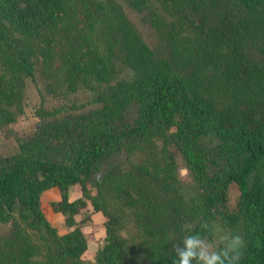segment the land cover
I'll return each mask as SVG.
<instances>
[{
	"label": "trees",
	"instance_id": "1",
	"mask_svg": "<svg viewBox=\"0 0 264 264\" xmlns=\"http://www.w3.org/2000/svg\"><path fill=\"white\" fill-rule=\"evenodd\" d=\"M218 1L236 20L243 11L261 12L264 2ZM126 2L133 8H140L146 0ZM162 2L172 14L194 24L202 35L195 40L189 37L180 39L174 37L171 28H163V44L170 49L165 58L157 56L143 40L119 0H0V8L27 35L37 37L44 34L48 42H52L50 35L59 31L62 22V31L71 38L73 30L78 29L77 25L83 21L89 30L80 33L76 39L71 38V52L66 57L69 88L75 90L80 83L105 84L104 91L92 102H103L100 113L111 119H123L126 107L134 100L139 101L140 116L132 127L121 131L123 137L148 141L157 135L166 144L175 142L183 151L200 184L197 201H183L166 181L157 179L152 183L154 179L151 177L146 182V174L150 171L145 167H138L139 173L135 176L130 174L136 179L129 184L132 190H125L128 202L143 204L146 224L167 234L158 249L155 264H172L175 257L173 245L180 240L195 237L197 233L201 237L207 235V217L226 204L232 183H236L241 191L240 210L251 234L239 264H264V86L258 83L261 87L259 93H246L249 85H254L248 80L264 76V63L261 66L256 64L242 77L234 70H240L236 64L221 73L216 71L215 78L213 75L204 83L201 79L203 63L208 66L216 58H225L218 51L219 45L212 46L210 42L212 36H217L214 29L219 24L212 21L207 25L205 20L196 19L199 14L197 0ZM77 12L83 13L84 17H77ZM94 26L101 29L98 38L105 41L102 50L97 49L98 44L90 33L95 32ZM22 52L23 60H18V68H26L32 75L33 65L28 61L32 46L26 45ZM117 55L123 65L134 71L133 80L114 79L113 58ZM186 66L191 67L188 72L183 70ZM218 91L228 94V99L232 98L222 110L215 106ZM6 97L7 92L0 85L1 123L10 120V110L3 107ZM208 133L216 135L222 146L217 151L220 160L216 157L211 163L204 159L200 148L201 136ZM119 139L111 129L85 134L82 139L71 142L70 150L63 158L49 157L41 151L31 152L30 144H24V151L10 160V166L0 176V219H9L16 206L29 210L35 220L44 223L55 235L66 257L80 260L89 248L84 224L91 216V209L107 211L105 200L90 192L88 177L107 154L120 148L117 145ZM210 169L215 170L210 172ZM252 177L255 181L250 185ZM74 185H78L82 193L71 197L70 189ZM49 190L59 193L51 207L53 212L64 215L68 230L63 234H58L50 226L42 211L41 200ZM107 216L114 220L112 215ZM188 221H194L193 226L184 227ZM105 228L106 237L95 252V263L124 264L122 243L113 235L108 222ZM180 247L185 249L182 243ZM0 264L7 263L0 257Z\"/></svg>",
	"mask_w": 264,
	"mask_h": 264
},
{
	"label": "rangeland",
	"instance_id": "2",
	"mask_svg": "<svg viewBox=\"0 0 264 264\" xmlns=\"http://www.w3.org/2000/svg\"><path fill=\"white\" fill-rule=\"evenodd\" d=\"M119 1L127 18L159 57L165 58L170 54L169 47L163 44L161 37L163 28H171L176 35L174 37L180 39L189 37L195 40L202 36L190 21L172 14L162 0H146L140 8L129 6L126 0ZM197 2L199 14L196 19L205 20L207 25L212 21L215 25L219 24L214 29L217 36H212L209 41L212 46L218 44V51L225 56L224 59L216 58L208 66L203 63L201 79L204 83L213 78V75L215 78L216 71L221 73L223 70L232 69L236 64L240 70H234L239 71L241 77L256 64L263 65L264 2L260 7L261 12H240L239 20L232 17L218 0ZM76 15L79 18L84 17L80 12ZM83 25V21L77 25L78 29L73 30L71 38L76 39L80 33L89 30ZM61 27H64L63 22L58 27L57 35H50L52 42H48L44 34L37 37L27 35L0 8V85L7 92L3 107L11 112L8 116L10 120L0 122V176L10 166V160L24 151V144H30L31 152L41 151L49 157L63 158L67 156L66 152L70 150L72 141L100 129H111L120 138L117 140L120 148L107 154L95 172L88 177L90 192L105 200L107 211L91 209V216L84 224L89 248L80 260H73L61 252L55 235L44 223L35 220L29 210L16 206L9 219H0V257L7 264H96L95 252L106 237L105 223L108 222L113 229V235L122 243L124 264H155L158 249L166 240L167 234L146 224L141 202H128V193L125 190H132L129 184L136 179L133 175L139 173L138 167L148 168L150 173L146 174V182L151 177L154 179L152 183H156L157 179L166 181L177 196L187 203L198 200L200 184L196 181L183 151L175 142L166 144L157 135L148 141L145 138L123 137L121 131L132 127L140 116L139 101L134 100L126 107L123 119H111L100 113L104 107L103 102H92L104 91L105 84L80 83L75 90L69 88L66 57L71 52V38H67ZM94 29L95 32L90 33L98 44L97 49L102 50L105 41L98 38L101 29L98 26H94ZM26 45L32 46L33 50L28 56V61L33 65L32 75L27 73L26 68L19 69L17 65L18 60H23L22 49ZM113 61L114 79H134V71L123 65L118 55ZM189 69L190 66L183 68L185 72ZM225 74L228 75L229 72ZM248 82L254 85H249L246 93H259L260 86H264V76H255ZM215 95V106L220 110L232 100L228 99V94L220 91ZM221 147L216 135L208 133L201 136L200 148L206 161L211 163L216 157L220 160L217 151ZM213 170L215 169H210V172ZM254 181L255 178L252 177L250 185ZM81 193L78 185L70 189L71 197ZM240 195L239 186L232 183L226 204L216 208L207 217L208 233L203 237L205 243L208 241L216 247V240L219 241L227 231H231L243 235L246 246L248 245L251 234L240 210ZM57 197L59 193L56 190L47 191L41 200L42 211L50 226L58 234H63L68 230L64 215L53 212L51 207L52 201ZM107 214L112 215L114 220H109ZM193 224L194 221H188L184 227ZM213 250L212 247L208 249L210 253Z\"/></svg>",
	"mask_w": 264,
	"mask_h": 264
},
{
	"label": "clouds",
	"instance_id": "3",
	"mask_svg": "<svg viewBox=\"0 0 264 264\" xmlns=\"http://www.w3.org/2000/svg\"><path fill=\"white\" fill-rule=\"evenodd\" d=\"M214 247L211 243L196 234L195 237H186L173 245L175 257L172 264H239L244 255L246 242L243 235L227 231L226 235L217 241ZM185 245V249H181L180 244ZM209 247L214 250L210 253Z\"/></svg>",
	"mask_w": 264,
	"mask_h": 264
}]
</instances>
